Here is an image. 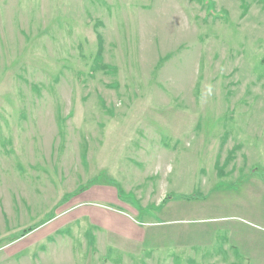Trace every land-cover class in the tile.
<instances>
[{"label": "rangeland", "instance_id": "obj_1", "mask_svg": "<svg viewBox=\"0 0 264 264\" xmlns=\"http://www.w3.org/2000/svg\"><path fill=\"white\" fill-rule=\"evenodd\" d=\"M0 139L72 264H264V0H0Z\"/></svg>", "mask_w": 264, "mask_h": 264}, {"label": "crops", "instance_id": "obj_2", "mask_svg": "<svg viewBox=\"0 0 264 264\" xmlns=\"http://www.w3.org/2000/svg\"><path fill=\"white\" fill-rule=\"evenodd\" d=\"M5 142L10 147H14L16 144L15 142L9 143L0 139V146L5 153ZM14 152V148H12L10 153L13 154ZM15 157L17 158L18 156ZM15 170L17 174L27 173V169H22V171L16 167ZM14 183L13 185L7 180L4 177V173L0 174V244H3L0 246V264H41L43 257L52 261L51 264H72L74 247L70 245L59 247L58 243L61 240L72 242L74 228H77V230L80 228L78 226L80 223L78 221L79 217L76 218L74 211L67 209L62 214L51 213L40 223L33 225L32 222L37 215L36 203L30 200L28 207L31 210H35V212H30L26 204V195L23 192L25 190L24 187H22L23 191H21V189L16 188L19 187L18 181L16 180ZM97 185L94 188L98 190V198L100 200H107L111 203L117 202L118 193L115 191L114 186L111 187L112 185L109 184ZM15 193L20 196L21 201L17 200ZM86 195L81 194L76 197H79V200L82 201ZM68 197L65 198L66 201H72L76 198L75 196L72 197L73 199ZM57 209H59L58 204ZM24 212H26V215ZM27 223L28 227L25 228L32 230V232L22 237L25 232L23 230L24 232L22 231L20 236H18V229L14 230V228L25 226ZM53 249L55 250L54 252Z\"/></svg>", "mask_w": 264, "mask_h": 264}, {"label": "trees", "instance_id": "obj_3", "mask_svg": "<svg viewBox=\"0 0 264 264\" xmlns=\"http://www.w3.org/2000/svg\"><path fill=\"white\" fill-rule=\"evenodd\" d=\"M93 186V185H92ZM91 187H89V188H85V190H80V193L81 192H84V191H86V190H88V189H90ZM73 197V196H72ZM72 197H68V198H72ZM170 199H172V197L170 196V197H168L164 202H163V204L160 206V208H162ZM29 232H31V230H29V231H26L23 235L25 236V235H27Z\"/></svg>", "mask_w": 264, "mask_h": 264}]
</instances>
